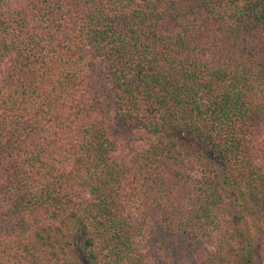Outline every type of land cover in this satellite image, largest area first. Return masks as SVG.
I'll return each instance as SVG.
<instances>
[{"label":"trees","instance_id":"obj_1","mask_svg":"<svg viewBox=\"0 0 264 264\" xmlns=\"http://www.w3.org/2000/svg\"><path fill=\"white\" fill-rule=\"evenodd\" d=\"M264 0H0V264H259Z\"/></svg>","mask_w":264,"mask_h":264},{"label":"rangeland","instance_id":"obj_2","mask_svg":"<svg viewBox=\"0 0 264 264\" xmlns=\"http://www.w3.org/2000/svg\"><path fill=\"white\" fill-rule=\"evenodd\" d=\"M256 256L259 264H264V241L262 242V245H260V248L256 251Z\"/></svg>","mask_w":264,"mask_h":264}]
</instances>
